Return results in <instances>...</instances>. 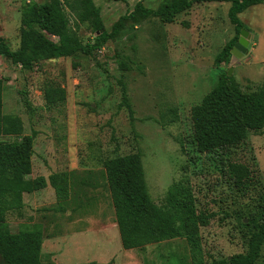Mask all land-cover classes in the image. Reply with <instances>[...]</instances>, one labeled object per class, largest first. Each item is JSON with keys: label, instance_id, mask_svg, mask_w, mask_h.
<instances>
[{"label": "rangeland", "instance_id": "374dc122", "mask_svg": "<svg viewBox=\"0 0 264 264\" xmlns=\"http://www.w3.org/2000/svg\"><path fill=\"white\" fill-rule=\"evenodd\" d=\"M47 1L0 0V39L10 50L19 48L21 12ZM140 1L156 9L164 0H93L106 31L132 14L116 38L92 55L29 53L25 68L0 54L2 112L20 117L22 135L33 133L28 178L42 176L47 183L23 194V207L6 219L12 232L41 225V264H209L246 253L254 225L264 220V132L250 131L240 144L213 152L198 151L194 139L192 108L216 84L215 56L236 36L227 16L230 4L193 3L167 23L134 11ZM239 17L249 47L225 67L232 66L246 92L264 90V0ZM76 34L83 44L94 35L87 23ZM126 154L138 155L150 200L176 226L186 217L194 220L192 244L179 236L122 247L106 165ZM51 176L66 197L57 195ZM73 176L91 188L90 218L104 219L85 232L69 229ZM254 264H264V241Z\"/></svg>", "mask_w": 264, "mask_h": 264}, {"label": "trees", "instance_id": "16d2710c", "mask_svg": "<svg viewBox=\"0 0 264 264\" xmlns=\"http://www.w3.org/2000/svg\"><path fill=\"white\" fill-rule=\"evenodd\" d=\"M206 2H228L227 16L236 30V36L215 56L216 84L191 111L196 148L200 152H213L240 144L250 131L264 132V90L246 92L233 75L227 74L225 67L230 60V49L244 27L239 14L263 0H164L156 9L145 8L140 1L133 10L139 11L142 17L154 15L168 23L191 8L193 3ZM127 15L121 16L110 31H106L100 8L93 0L32 2L20 14L18 50L12 51L0 41V54L20 62L25 68L30 66L29 53L46 58L70 57L77 53L92 55L116 38ZM81 23H87L94 33L92 40L84 44L76 34V28ZM4 89L0 79V136H19V139L0 141V258L4 264H41V225L34 224L12 232L6 219L9 211H19L23 207V194L42 189L47 183L42 176L28 178L32 172L34 135H22L20 117L2 112ZM123 99L126 100L125 95ZM139 164L137 154H126L108 160L106 165L107 183L122 247L134 249L149 242L179 236H186L192 244L194 239L190 228L194 226V220L186 217L176 226L172 217L150 200ZM73 178L69 181V188L72 183L76 185L78 182L76 177ZM50 180L57 195L66 197L67 191H60L62 188L54 183L53 176ZM254 226L246 253L230 255L209 264H254L260 257L264 241V220Z\"/></svg>", "mask_w": 264, "mask_h": 264}, {"label": "crops", "instance_id": "0c3cea01", "mask_svg": "<svg viewBox=\"0 0 264 264\" xmlns=\"http://www.w3.org/2000/svg\"><path fill=\"white\" fill-rule=\"evenodd\" d=\"M73 185V183H72ZM73 188V190H72ZM91 188L83 183L80 179L76 183L75 186H71L69 188V203L75 202V206H69V210L66 212L69 215V229H73L72 232H75L80 229V231L85 232V228L89 227L91 223L97 222L99 224H104V219L102 218H90L91 209L86 205V196L89 194ZM72 190V191H71ZM24 202V201H23ZM110 220V218H109ZM113 223V222H112ZM45 224V223H44ZM115 225V222L113 223ZM80 227V228H78ZM114 228V227H113ZM44 241H42V247H43ZM54 245L56 244L55 241H52ZM41 250H43L41 248ZM41 252V257H42ZM50 260L52 262H55L56 258L55 254L56 252H51Z\"/></svg>", "mask_w": 264, "mask_h": 264}, {"label": "water", "instance_id": "95a60500", "mask_svg": "<svg viewBox=\"0 0 264 264\" xmlns=\"http://www.w3.org/2000/svg\"><path fill=\"white\" fill-rule=\"evenodd\" d=\"M246 36L245 29H240L238 40L234 43L232 48L230 49V64H233L237 58L241 57L244 53L247 52V49L249 47V42L247 39H244ZM1 41V39H0ZM232 72V66L228 68L227 74L231 75Z\"/></svg>", "mask_w": 264, "mask_h": 264}]
</instances>
